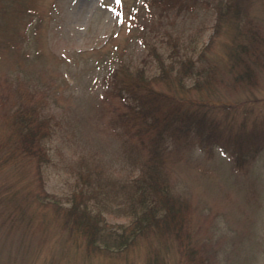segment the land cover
<instances>
[{"label":"rangeland","instance_id":"rangeland-1","mask_svg":"<svg viewBox=\"0 0 264 264\" xmlns=\"http://www.w3.org/2000/svg\"><path fill=\"white\" fill-rule=\"evenodd\" d=\"M169 1L178 9L158 10L153 0H0V264H146L157 250L163 264H264V147L253 154L245 144L239 148L234 129L229 138L218 130L214 142L193 134L166 150V172L189 201L194 255L179 250L171 235L152 232L120 250L103 248L98 237L99 247H90L83 225L65 220L77 187L68 161L95 155L115 174H132L128 145L106 123L107 104L101 109L86 94L91 84L100 85L102 72L118 59L141 64L145 43L161 51L175 43L179 53L194 57L206 46L199 62L212 61L225 42L241 38L234 36V20L264 36V0ZM219 3L230 4L221 16ZM142 7L144 37L135 23L136 16L143 22ZM224 64L217 63L210 91L192 95L216 102V116L228 111L235 123L244 119L243 130L255 123L263 145L264 68L256 83L236 85ZM22 101L62 116L52 141L45 139L50 161L18 150L13 111ZM104 215L115 228L131 219Z\"/></svg>","mask_w":264,"mask_h":264},{"label":"trees","instance_id":"trees-1","mask_svg":"<svg viewBox=\"0 0 264 264\" xmlns=\"http://www.w3.org/2000/svg\"><path fill=\"white\" fill-rule=\"evenodd\" d=\"M153 2L158 10L178 9V5L169 0ZM234 5V15L238 16L239 8L236 3ZM217 6L219 16L230 8L229 3ZM146 11V7H142L140 17L143 22L135 17V23L141 28V37H144L142 31L147 26ZM233 24L237 28L234 36L241 38H234L233 43L225 42L222 57L216 55L212 61L199 62L205 59L206 46L197 50L194 57L193 54L179 53L178 44L172 42L168 51L145 43L148 49L141 64L118 59L108 71L102 72L101 86L94 83L87 88V96L97 107L103 109L107 104L106 123L125 149L128 145V165L132 172L130 175L115 174L111 165L103 164L95 155L81 153L72 162L68 161L67 168L76 177L77 187L65 220L72 219L83 225L81 230L90 247H99L95 241L98 237L103 248L110 249L114 244L113 247L120 250L152 232L171 235L177 240L179 250L194 255L189 201L166 172V150L171 151L173 146L186 143L193 134L214 142L218 141L216 132L221 130L229 138L226 132L233 129L239 148L245 144L246 151L251 149L253 154L264 147L263 137H260L263 145L259 142L261 139H256L261 129L255 123L243 130L244 119L235 123L228 118V111L222 117L216 116L213 114L216 102L192 95L195 90L201 95L214 87L217 63L221 61L226 63L224 67L236 85L257 82L256 73L264 68V36L252 28L242 30L237 20ZM151 65L153 71H150ZM187 78L191 79L188 83ZM221 106L227 110L230 108L228 103ZM13 112L14 123L18 125V150L36 158L39 163L50 161L45 139L51 135L52 141L62 126V116L58 117L55 112L45 113L37 102L27 101L20 102ZM237 155L236 160L242 156L238 152ZM244 160V157L240 158L241 163ZM106 211L128 214L131 217L129 224L112 227L105 219ZM146 264H163L158 250L148 256Z\"/></svg>","mask_w":264,"mask_h":264},{"label":"snow or ice","instance_id":"snow-or-ice-1","mask_svg":"<svg viewBox=\"0 0 264 264\" xmlns=\"http://www.w3.org/2000/svg\"><path fill=\"white\" fill-rule=\"evenodd\" d=\"M116 2H117V3H119V2H120V0H116Z\"/></svg>","mask_w":264,"mask_h":264}]
</instances>
